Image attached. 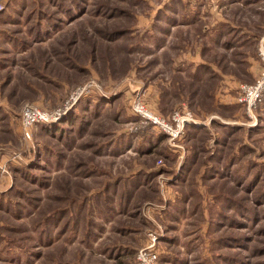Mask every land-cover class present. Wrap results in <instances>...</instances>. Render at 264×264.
<instances>
[{
  "label": "rangeland",
  "instance_id": "rangeland-1",
  "mask_svg": "<svg viewBox=\"0 0 264 264\" xmlns=\"http://www.w3.org/2000/svg\"><path fill=\"white\" fill-rule=\"evenodd\" d=\"M0 3V264H136L152 236L160 264H264V101L237 102L264 6ZM137 100L196 122L172 142ZM30 105L61 115L26 135Z\"/></svg>",
  "mask_w": 264,
  "mask_h": 264
},
{
  "label": "built area",
  "instance_id": "built-area-1",
  "mask_svg": "<svg viewBox=\"0 0 264 264\" xmlns=\"http://www.w3.org/2000/svg\"><path fill=\"white\" fill-rule=\"evenodd\" d=\"M3 8L4 5L0 3V11ZM259 58L262 61V66L257 78L253 83H241L238 87L237 102L244 105L250 112L264 101V46L259 50ZM132 109L147 123L164 132L172 142H176L183 135L187 125L196 122L193 114L189 111H175L170 117H165L149 111L139 100L132 103ZM60 115L59 110L48 113L32 105L26 106L20 115L22 129L28 135V129L33 124L54 122ZM151 240L147 246L137 251L136 264H160L155 237L152 236Z\"/></svg>",
  "mask_w": 264,
  "mask_h": 264
},
{
  "label": "crops",
  "instance_id": "crops-1",
  "mask_svg": "<svg viewBox=\"0 0 264 264\" xmlns=\"http://www.w3.org/2000/svg\"><path fill=\"white\" fill-rule=\"evenodd\" d=\"M242 3V6L249 7L252 6V4L256 5L257 8H261L264 5V0H236V1H230V0H224V8L232 9L233 5H236V3ZM227 21V20H225ZM229 22V21H228ZM259 70V69H258Z\"/></svg>",
  "mask_w": 264,
  "mask_h": 264
}]
</instances>
